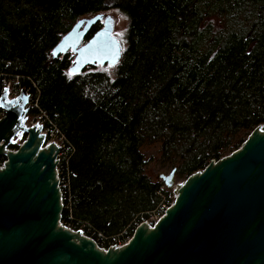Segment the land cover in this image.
Returning <instances> with one entry per match:
<instances>
[{"label":"trees","instance_id":"16d2710c","mask_svg":"<svg viewBox=\"0 0 264 264\" xmlns=\"http://www.w3.org/2000/svg\"><path fill=\"white\" fill-rule=\"evenodd\" d=\"M109 12L127 22L112 76L51 59L77 20ZM5 83L62 139L60 223L107 249L168 199L142 147L185 180L264 129V0H0V95Z\"/></svg>","mask_w":264,"mask_h":264},{"label":"water","instance_id":"95a60500","mask_svg":"<svg viewBox=\"0 0 264 264\" xmlns=\"http://www.w3.org/2000/svg\"><path fill=\"white\" fill-rule=\"evenodd\" d=\"M102 25L85 39L92 26ZM70 52L68 72L115 67L122 47L103 14L77 20L51 50ZM28 96L0 95V264H264V129L256 127L229 155L175 184L158 174L174 201L154 225L140 223L126 243L99 248L65 228L57 157L41 126L25 127ZM24 140L10 150L14 140Z\"/></svg>","mask_w":264,"mask_h":264},{"label":"built area","instance_id":"2783aa9c","mask_svg":"<svg viewBox=\"0 0 264 264\" xmlns=\"http://www.w3.org/2000/svg\"><path fill=\"white\" fill-rule=\"evenodd\" d=\"M5 89H7V100L8 101L15 100L19 96L20 92L22 91V90L15 91L12 88V84L11 83H5ZM24 91H25V93L28 96L27 108L28 109L34 108L36 101H34L32 99L31 94L27 90H24ZM3 116H4V111L0 108V119ZM43 123H44V119L41 116L28 117V115H27V117L24 120V124L23 125L25 127L41 126L42 127V133L45 135V144L48 145L50 143H54L57 146H59L61 148V151H62V149H63L62 139L60 137H58L55 128H52V127L44 128L43 127ZM59 156H60V153H59V155L57 157V161L59 159ZM58 181H59V189L61 191V188H63V185H60L61 180L59 178H58ZM167 191H168V199H167L168 201L166 200L165 202H162L158 206L157 210L154 213H152L147 220L143 221L144 223H147L150 226L154 225L156 223V221L161 216H163L165 210L173 203V200L175 198L174 197V193H173L172 190L171 191L167 190ZM65 228L70 229L68 227H65ZM70 230H73V229H70ZM77 230L81 231V229H77ZM77 230H73V231H77ZM127 241L128 240H126L123 243H116V244H113V245H111L109 247H119V246L123 245L124 243H126ZM101 249L105 250L104 248H101Z\"/></svg>","mask_w":264,"mask_h":264},{"label":"rangeland","instance_id":"374dc122","mask_svg":"<svg viewBox=\"0 0 264 264\" xmlns=\"http://www.w3.org/2000/svg\"><path fill=\"white\" fill-rule=\"evenodd\" d=\"M109 15L112 17L113 22V35L117 38V40L120 42L122 49L124 48V36L126 32L127 22L124 18L120 17L119 15L115 14L114 12H109ZM103 71H105L107 74L112 76L114 73L113 67H102ZM14 143H19V145L22 143L21 139H15ZM142 153L144 154L145 158L148 161V164L145 167L146 174L151 177L153 180H157L158 174H169L170 171L167 169H160L159 165L156 163L157 158V147L151 146V147H142L141 149ZM61 154V151H60ZM185 180L184 179H178L175 177V184H181ZM168 201V200H167ZM172 201V200H171ZM174 201V200H173Z\"/></svg>","mask_w":264,"mask_h":264},{"label":"bare ground","instance_id":"6f19581e","mask_svg":"<svg viewBox=\"0 0 264 264\" xmlns=\"http://www.w3.org/2000/svg\"><path fill=\"white\" fill-rule=\"evenodd\" d=\"M13 86V85H12ZM15 88V87H14ZM18 90V89H17Z\"/></svg>","mask_w":264,"mask_h":264}]
</instances>
